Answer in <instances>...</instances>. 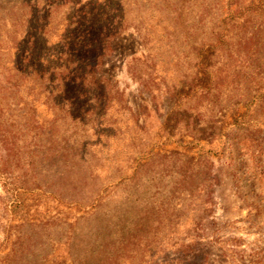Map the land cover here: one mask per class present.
<instances>
[{"label": "rangeland", "instance_id": "obj_1", "mask_svg": "<svg viewBox=\"0 0 264 264\" xmlns=\"http://www.w3.org/2000/svg\"><path fill=\"white\" fill-rule=\"evenodd\" d=\"M28 1L0 0V264L21 230L19 264H264V0H118L77 65L69 4Z\"/></svg>", "mask_w": 264, "mask_h": 264}, {"label": "trees", "instance_id": "obj_2", "mask_svg": "<svg viewBox=\"0 0 264 264\" xmlns=\"http://www.w3.org/2000/svg\"><path fill=\"white\" fill-rule=\"evenodd\" d=\"M117 1L118 0H111V2H108V4H104L102 0H99V1L98 0H86V1L84 0H64V1L63 0H49L48 3L45 5V7L48 8L47 15H49L50 12L52 13L53 7L56 6L57 2H59L58 5H60L61 3L69 4L68 7L66 6L68 8L67 16L64 17V20L67 25H65V29H63V32H61V34L59 35L60 38L57 41L58 42L57 45H63L65 49V51L60 54V57L65 56L69 58V61H72L73 64L77 65V64L83 63L84 60H87V57H85V55H86V52L88 51V48L94 46L96 42L97 43L100 42V44L103 45L104 41L111 36V30L113 29L112 27L115 22L113 20L114 13L117 11L120 5V3H117ZM28 4L33 5L32 10H34V7L38 8V4L36 0H30L28 1ZM74 8L76 10H74L75 11L74 16L71 17V11H73L72 9ZM100 17H103L106 20V23L101 24L102 27L99 29L100 31L99 39H97L95 37L96 34L93 29L96 27L95 26L96 20L98 23H99L98 20H100V23H101V19H99ZM88 18L90 19V22L87 20ZM89 23L90 25H88ZM75 27H76V30L72 31V29L73 28L75 29ZM108 29H111V30L106 32ZM38 32H40V30H38ZM104 32H106L107 35H105ZM103 34H104V37H102ZM113 36L114 35H112L111 38ZM28 38L33 42V40L35 39V35L34 34L29 35ZM71 47H73V49H70ZM69 65H70V62H69ZM58 69L65 71L67 69L66 64H61V67L59 66ZM82 81H84V79H82L81 77V78H75L71 80V82L69 79L67 81L68 83L64 82L63 84L65 88H68L70 84H75L77 82L82 83ZM52 158H55L54 154L52 155ZM48 173H49V170L47 171V174ZM56 173L58 174L55 177L56 179L55 181H58L59 180L58 176L59 175L61 176L63 171L61 172L56 171ZM45 186H48V184H45ZM41 188L51 189L53 191V194L57 192L55 187L53 186L52 187L50 186L47 188L41 186ZM51 223L52 221L47 220L43 224L41 223L35 224L34 227L36 228L43 227V226L47 227ZM20 227L24 229L25 226L21 225ZM25 236L26 235L22 233V230L19 231V234L17 235V240L13 244V249H11L12 250L11 254L6 255V257L4 258L3 264H19L18 257H20V255L23 254L22 251H20V247L22 248V244H23ZM37 262L39 263V261Z\"/></svg>", "mask_w": 264, "mask_h": 264}]
</instances>
